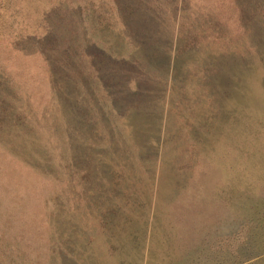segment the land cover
Wrapping results in <instances>:
<instances>
[{"label": "rangeland", "instance_id": "rangeland-1", "mask_svg": "<svg viewBox=\"0 0 264 264\" xmlns=\"http://www.w3.org/2000/svg\"><path fill=\"white\" fill-rule=\"evenodd\" d=\"M0 264H264V0H0Z\"/></svg>", "mask_w": 264, "mask_h": 264}]
</instances>
